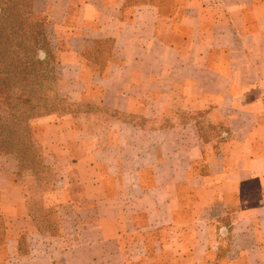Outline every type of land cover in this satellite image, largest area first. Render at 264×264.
I'll return each instance as SVG.
<instances>
[{"label":"crops","instance_id":"1","mask_svg":"<svg viewBox=\"0 0 264 264\" xmlns=\"http://www.w3.org/2000/svg\"><path fill=\"white\" fill-rule=\"evenodd\" d=\"M46 4L59 86L120 116L103 128L102 162L90 144L77 160L113 172L79 179L66 259L264 264V0Z\"/></svg>","mask_w":264,"mask_h":264},{"label":"rangeland","instance_id":"2","mask_svg":"<svg viewBox=\"0 0 264 264\" xmlns=\"http://www.w3.org/2000/svg\"><path fill=\"white\" fill-rule=\"evenodd\" d=\"M47 7L46 0H35L37 12L47 13ZM63 7L58 6L59 14ZM48 30L49 24L47 33ZM71 92L79 93V86H59V95L71 105L97 108L92 117L74 116L72 125L79 127L75 131V143H66L70 136L65 126L71 121L65 117L69 114H58L30 123L34 153L29 158L22 157L19 161L10 155L0 156V187L4 186L0 190V264H85L80 256L66 259L63 255L78 247L75 243L80 239L79 209L83 196L79 179L93 171L79 165L77 160L87 151L84 145L90 144L96 162H102L98 146L103 128L117 118L97 101L72 100ZM53 125H60L61 129L50 130ZM112 169V165L107 167L101 163L93 172L111 175ZM106 184L112 189L113 181Z\"/></svg>","mask_w":264,"mask_h":264},{"label":"trees","instance_id":"3","mask_svg":"<svg viewBox=\"0 0 264 264\" xmlns=\"http://www.w3.org/2000/svg\"><path fill=\"white\" fill-rule=\"evenodd\" d=\"M46 10L37 12L35 0H0V156L19 161L34 153L32 121L97 109L71 105L59 95L58 61L47 33ZM77 106L82 109H73Z\"/></svg>","mask_w":264,"mask_h":264},{"label":"built area","instance_id":"4","mask_svg":"<svg viewBox=\"0 0 264 264\" xmlns=\"http://www.w3.org/2000/svg\"><path fill=\"white\" fill-rule=\"evenodd\" d=\"M262 99H263V103H264V93H263V97H262Z\"/></svg>","mask_w":264,"mask_h":264}]
</instances>
